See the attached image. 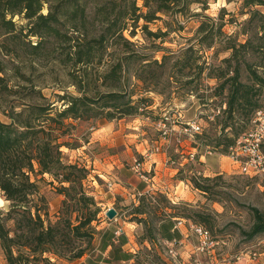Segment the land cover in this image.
<instances>
[{
  "label": "rangeland",
  "instance_id": "374dc122",
  "mask_svg": "<svg viewBox=\"0 0 264 264\" xmlns=\"http://www.w3.org/2000/svg\"><path fill=\"white\" fill-rule=\"evenodd\" d=\"M204 1L207 10H203L202 6L194 5V13L199 16L182 19L184 30L181 32H171L162 39L146 34L141 27L136 29L135 36H132L130 31L124 33L125 37L134 43L131 48L145 57L147 61L144 63L154 60L162 63L164 55H172L165 67L154 65L151 69H146L143 74L146 79L145 84L136 78V73L142 65V61L136 59L130 61L129 67L124 69L120 87L114 88L110 80L103 82V74L109 69L114 58L117 60L120 55L115 50V46L107 45L102 62L84 66L85 73L82 67H73L70 62H65V56L62 53L67 52V49L53 40H50V44L47 45L50 54L46 57L34 58L19 52V58H12L0 50V62L6 67L0 77H7L9 87L17 91L13 96L0 95V120L6 124L11 123L8 113L12 110L23 111L26 105L51 104L54 107L52 116L56 117V114L67 105V101H62L60 97L79 96L80 90L92 98H99L100 95L120 90L134 94L135 100L140 97L149 99L148 102L141 104L139 114L136 116L119 119V114L115 112L117 114L115 119L106 118L107 109L100 108V103L95 106V112L90 118L59 120L64 123L62 132L65 136L63 139L77 145L74 149L62 148L65 160L89 170L90 175L84 185L88 194L94 197L100 208L99 221L93 223L96 234L92 244L87 246L85 240H76L73 244L75 251L80 247H87L85 256L94 253L100 233L99 228L106 226L110 221L106 217L109 209L114 208L117 211V218L130 220L133 201L136 200L139 205V198L147 195L149 200L145 201L146 214L143 218L150 226H143L145 231L148 227H153V235L149 239L154 247L151 250H140L139 259L141 261L148 260L154 264H182L164 253L163 246L158 243L156 236V224L161 219V207L166 206L171 208L167 210L168 214L172 213L178 218L202 224L218 241L219 245L214 251L215 257L202 256L203 264H213L215 261L222 264L223 259L226 260V264H235L238 263V258H240V264H245L253 253L257 255L260 264L262 260L264 261V256L259 257L264 254V233L249 237L256 223L254 210L264 215V175L256 178L241 175L236 165L222 151L223 146L213 147L219 139L228 138L234 142L241 139L251 128L255 114H251L249 120L240 118L242 120H237L233 127L222 130V124L226 121V114L223 111L226 109L224 107L228 99V88L222 92L219 88L222 81L215 79L214 76L218 69L225 67L222 60L230 57L231 51L225 49L226 37H220L221 43L212 49L197 43V29L204 16L217 19L223 8L227 11L223 32L226 36H232L244 42L248 35L253 34L247 32L248 34L244 36L241 31L242 24L249 18L247 12L251 9L264 12V8L244 9V0ZM46 12L45 9L44 13ZM16 20L20 24L26 23L21 22L19 18ZM143 23L141 21L139 25ZM160 29L166 30L163 22L158 21L149 25V31L152 33H157ZM31 41L38 42L36 38H32ZM1 42L2 39H0V44ZM189 47L195 50L185 56L189 59L190 67L181 72L180 66L173 67V65L181 61L179 58H182V53ZM243 57L249 63L259 61V58L252 53L242 55L240 61ZM200 66L204 67L203 71L200 70ZM15 67L20 70L24 78L15 76L17 72ZM241 74L242 80L249 83L248 72L244 64L241 65ZM84 75L87 76L84 77ZM152 82L156 83L155 87L146 88L151 87ZM260 102L261 109L264 107V95L260 96ZM146 105L149 106L146 108ZM218 111L220 114H216ZM179 114H182L185 120H193L195 117L201 119L205 142L210 146L212 155L206 157L205 164L189 162L175 174L169 160L163 161L162 154L166 151L168 158L177 159L179 157L176 154L177 146L172 142L169 148H166L159 122L164 117H168L170 119L168 128L175 135L180 129ZM213 116L214 120H211ZM156 146H161L158 153L154 152ZM205 149L206 146H203L200 154H204ZM151 156H154L153 160L159 156L163 159L156 171L155 165L150 162ZM135 161L142 164L150 163L146 167L142 165L140 169L143 175L150 180L155 177V173H158L156 187L159 190L153 189L146 194H137L135 188L142 179L133 169ZM203 170H206L205 177L211 179V181L202 182L203 185L210 187L208 194L196 189L192 182L196 172ZM39 179L41 177H38L40 193L45 197L49 217L55 223L64 196L60 195L56 189L59 186L58 183H54L55 186L50 184L52 178L49 175H44L42 180ZM113 186L116 189H120V186H128V199L117 194L114 196L108 194ZM132 186L135 188L130 189ZM177 186H179L178 194L174 196ZM160 187L165 188L163 192H160ZM164 191L173 199L179 197L183 200L174 205ZM160 194L165 196L168 202H161ZM9 205V202L0 198V209L3 212H7ZM8 225L11 230H15L13 223ZM195 244L196 238L193 236V245ZM64 248L66 247L59 249L62 251ZM159 253L163 255V258ZM47 256L51 258L53 264H73L76 261L69 260L68 256ZM5 263L6 260L0 247V264Z\"/></svg>",
  "mask_w": 264,
  "mask_h": 264
},
{
  "label": "trees",
  "instance_id": "16d2710c",
  "mask_svg": "<svg viewBox=\"0 0 264 264\" xmlns=\"http://www.w3.org/2000/svg\"><path fill=\"white\" fill-rule=\"evenodd\" d=\"M194 5L207 10L204 0H0V50L12 58H19V52L34 58L46 57L50 54L47 45L53 40L67 49L62 53L65 62H70L73 67H82L85 73L84 66L102 62L107 45L115 46L120 55L117 60L114 58L103 74V82L110 80L114 88L120 87L124 69L136 59L142 61L136 78L145 84L143 74L146 69L154 65L165 67L172 55H164L162 63L158 60L144 63L147 60L131 48L134 43L124 33L130 31L135 36L136 29L141 27L146 34L162 39L171 32H181L184 30L182 19L199 16L194 13ZM253 7L264 8V0H244V9ZM226 14L223 8L217 19L204 16L197 29L198 45L212 49L221 43L220 37H226L225 49L231 51L230 57L222 60L225 67L218 69L214 76L222 81L219 86L222 92L228 88L223 131L233 127L237 120H242L240 118L249 120L251 114L260 110V96L264 95V12L257 9L247 12L249 18L242 24L241 31L244 36L247 32L253 34L248 35L244 42L223 32ZM16 18L26 23L20 24ZM141 21L144 23L140 26ZM158 21L164 23L166 30L160 29L157 33L149 31V25ZM32 38L38 42L33 43ZM194 51L193 47L186 49L179 58L181 61L174 63L173 67L180 66L181 72L188 69L190 63L185 56ZM249 53L255 54L259 61L249 63L245 57L240 61L242 55ZM242 64L248 72L249 83L242 80ZM15 68V76L24 78ZM199 68L201 71L204 69L203 66ZM5 69L0 62V74ZM155 85L152 82L151 87L146 88ZM16 92L9 87L7 77H0V95L13 96ZM134 96L116 90L92 98L80 90L79 96L60 97L62 101H67V105L56 117L52 116L54 107L51 104L26 105L23 111L12 110L8 113L11 123L0 120V198L10 204L7 212L0 209V247L7 264H53L47 255L68 256L73 261L85 256L87 247L75 251L73 244L76 240H85L87 246L92 244L96 234L93 223L99 221L100 208L84 185L90 175L89 170L65 160L62 148L74 149L77 145L63 139L64 123L59 120L90 118L95 106L100 103V108L107 109L106 118L115 119V112L119 114V119L136 116L141 104L149 99L140 97L135 100ZM197 139L200 146L210 147L204 135ZM234 143L228 138L219 139L213 147L223 146L222 151L227 155ZM44 175L52 178L50 184L53 186L58 183L56 189L64 196L55 223L49 217L48 204L38 186V177L42 180ZM194 177V187L208 194L210 187L202 182L211 181L210 177L198 176V171ZM159 196L161 202H168L165 196ZM146 200H149L148 196L142 195L139 205H133L130 214L131 222L145 227L150 226L143 218ZM167 210L171 208L161 207L159 221L167 216L178 218L172 213L168 214ZM254 212L256 223L249 237L264 233V215L256 209ZM9 223H13L14 231ZM153 231V227L145 231L144 237L149 242ZM64 246L66 248L60 251L59 248Z\"/></svg>",
  "mask_w": 264,
  "mask_h": 264
},
{
  "label": "built area",
  "instance_id": "2783aa9c",
  "mask_svg": "<svg viewBox=\"0 0 264 264\" xmlns=\"http://www.w3.org/2000/svg\"><path fill=\"white\" fill-rule=\"evenodd\" d=\"M225 108L226 107H224V109ZM216 114H220V111ZM178 116L180 129L175 135H173V131L168 128V122L170 121L168 117H164L160 120L159 127L162 129V136L165 141L166 148L168 149L169 144L172 142H174L177 146L176 154L179 157L177 159L169 158V163L174 169L180 172L181 168H184V166L189 162L205 164L206 157L208 155H212V152L210 147H206L204 154H200L202 146H200V144L196 141L198 140V137L203 136L204 132L200 123L201 119L199 117H195L193 120H185V117L182 116V114H179ZM211 120H214V116L211 117ZM161 146L154 147V152H160ZM187 146L190 147V150L188 151H186ZM227 156V158L232 160V163L236 165V169L241 175L250 178H256L264 175V107L255 113L252 119V126L248 132H246L241 139L229 147ZM140 167H142V163L135 161L133 169H135L136 173L139 174L142 180H147V177H145V175L141 172ZM205 174L206 170L198 171V176L205 177ZM181 223L182 221L180 224ZM189 231L192 236H195L196 244L194 246L193 253L194 260L187 264H203V257L214 258V251L219 243L214 239L208 229L202 225L189 222ZM167 253L172 259L179 261V253L175 246L171 247ZM248 258L249 264H257L258 259L255 253L250 255ZM239 260L240 258H238V261ZM213 264L221 263L215 261Z\"/></svg>",
  "mask_w": 264,
  "mask_h": 264
},
{
  "label": "crops",
  "instance_id": "0c3cea01",
  "mask_svg": "<svg viewBox=\"0 0 264 264\" xmlns=\"http://www.w3.org/2000/svg\"><path fill=\"white\" fill-rule=\"evenodd\" d=\"M188 150H190L189 146L186 147V151ZM153 157L154 156H151L150 162L152 165H155V171L156 168L159 167L161 160H169L165 152L162 154L163 159L159 156L153 160ZM148 164L144 163L142 165L146 167ZM172 170L175 171V174L178 173L176 169L172 168ZM157 174L158 173H155V177L151 180H142L136 185V188L135 186H132L130 189L135 188L138 195L146 194L153 189L159 190L156 187ZM186 187L188 188L187 185ZM114 188L115 187L113 186L108 194L111 196L117 194L118 196L120 195L124 197L126 200L128 199V186H120V189ZM164 189V187H160V192H163ZM178 189L179 186L175 188L176 191L174 192V196H177ZM165 194L174 205H177L180 200H183L179 199V197L173 199L167 192H165ZM133 203L134 205L138 204L136 200H134ZM181 221L182 223L180 224ZM99 230L100 233L97 237V247L94 253L76 260L73 264H154L148 260L141 261L139 259L140 250H151L152 247H154V244L144 237L145 230L142 224L131 222L127 218L116 217V219L109 221L106 226L103 225ZM156 236L158 237V243L163 246L164 253L167 256H169L167 253L168 250L175 246L179 253V261L181 263L187 264L194 260L193 236L189 231V222L186 220L170 216L165 217L156 224ZM159 255L163 258L161 253H159ZM262 256H264V254H261L259 257ZM239 261L235 264H240ZM222 264H226V260L223 259ZM257 264H260L259 260H257ZM261 264H264L263 260L261 261Z\"/></svg>",
  "mask_w": 264,
  "mask_h": 264
},
{
  "label": "water",
  "instance_id": "95a60500",
  "mask_svg": "<svg viewBox=\"0 0 264 264\" xmlns=\"http://www.w3.org/2000/svg\"><path fill=\"white\" fill-rule=\"evenodd\" d=\"M117 216H118V213H117V211H116L114 208L109 209V210L106 212V217H107L110 221L116 219Z\"/></svg>",
  "mask_w": 264,
  "mask_h": 264
}]
</instances>
